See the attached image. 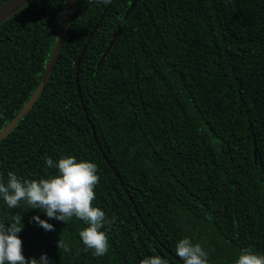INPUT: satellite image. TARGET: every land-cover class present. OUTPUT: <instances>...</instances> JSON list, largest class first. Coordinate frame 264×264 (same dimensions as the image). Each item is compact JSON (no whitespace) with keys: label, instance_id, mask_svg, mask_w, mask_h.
<instances>
[{"label":"trees","instance_id":"trees-1","mask_svg":"<svg viewBox=\"0 0 264 264\" xmlns=\"http://www.w3.org/2000/svg\"><path fill=\"white\" fill-rule=\"evenodd\" d=\"M66 2L32 0L0 24V130L38 85ZM109 2L75 1L43 90L0 140L5 183L9 172L57 174L46 156L97 164L92 204L115 220L101 229L109 251L83 245V221L23 201L9 209L0 198V221L21 215L23 255L50 264H183L175 245L185 236L209 264H234L245 248L264 255V0H137L128 18L132 0H115L77 65Z\"/></svg>","mask_w":264,"mask_h":264},{"label":"clouds","instance_id":"clouds-1","mask_svg":"<svg viewBox=\"0 0 264 264\" xmlns=\"http://www.w3.org/2000/svg\"><path fill=\"white\" fill-rule=\"evenodd\" d=\"M107 2V0H105ZM44 162L48 168L58 170L57 174L46 178L21 179L9 172L5 182L0 181V198L9 209H14L23 201L28 208L43 210L49 219L62 221L65 224L73 217L86 225L79 230L83 245L92 251L95 257H101L109 251V241L102 227L115 222L108 219L105 212L93 206L95 187L99 182L98 166L94 162L77 159L72 155H62L57 161L47 156ZM44 230L53 231L54 226L46 220L34 216ZM22 231L21 215L8 221H0V264H50L46 254L39 260L26 259L22 251V240L18 233ZM57 248L68 252L70 248L59 239ZM175 254L183 264H209V253L199 242L185 236L175 245ZM140 264H169L159 255H152L140 261ZM234 264H264V255L257 254L249 248L241 250Z\"/></svg>","mask_w":264,"mask_h":264},{"label":"water","instance_id":"water-1","mask_svg":"<svg viewBox=\"0 0 264 264\" xmlns=\"http://www.w3.org/2000/svg\"><path fill=\"white\" fill-rule=\"evenodd\" d=\"M30 1H32V0H5L4 2H2L0 4V24L2 22H4L7 18L11 17L13 14L18 12L22 8H24ZM75 1L76 0H67L65 12L63 13L61 25H60L59 31H58V38H57V41L55 42V45L52 49V52L49 56V59L45 65L44 73H43L38 85L36 86V88L32 92L30 98L25 102V104L22 106V108L19 110V112L11 119V121L8 122L7 125H5L4 127L1 128L0 140L5 138L8 135V133L15 128L16 123L30 110L33 103L37 100L40 92L43 90V87L49 78V74L52 72V70L54 68L55 62L57 60L58 52L61 49L63 39L65 36V31L67 29L68 22L70 20L72 11H73L74 6H75ZM114 1L115 0H110L108 6L105 8L103 14L101 15L100 19L98 20L96 26L94 27L93 32H91L86 44L84 45V47L81 51L80 57L77 61V65H79L80 60H81V58H82V56L86 50V47H87L94 31L96 30V28L98 27L102 18L104 17L105 13L109 10L110 6L113 4ZM136 1L137 0H132V2H131L130 6H129L126 14H125V18H128V15L131 12V10L134 8ZM121 31H122V28L119 27L117 29V31L114 33L113 39L110 41V43L106 47L105 51L103 52L102 56L100 57V59L97 63V66H100V64L103 62L106 54L108 53V51L110 50V48L114 44L117 37L121 34ZM76 80H77L78 93H79V96L81 98L80 89H79V85H78V77L76 78ZM88 122H90L89 119H88ZM94 137L96 139L95 135H94Z\"/></svg>","mask_w":264,"mask_h":264}]
</instances>
